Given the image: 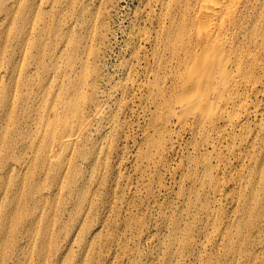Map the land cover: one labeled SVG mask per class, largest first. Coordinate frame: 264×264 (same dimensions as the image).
Returning a JSON list of instances; mask_svg holds the SVG:
<instances>
[{"label": "rangeland", "instance_id": "374dc122", "mask_svg": "<svg viewBox=\"0 0 264 264\" xmlns=\"http://www.w3.org/2000/svg\"><path fill=\"white\" fill-rule=\"evenodd\" d=\"M7 2L42 119H55L81 61L90 71L80 138L44 158L38 216L9 223L7 264H264V90L213 149L215 133L178 120L179 60L157 48L148 0Z\"/></svg>", "mask_w": 264, "mask_h": 264}, {"label": "bare ground", "instance_id": "6f19581e", "mask_svg": "<svg viewBox=\"0 0 264 264\" xmlns=\"http://www.w3.org/2000/svg\"><path fill=\"white\" fill-rule=\"evenodd\" d=\"M6 1L0 0L5 19L0 23V264L8 262L9 223L31 222L38 216V172L47 166L44 158L48 165L59 161L80 138L74 125L83 117L79 88L90 75L81 61L76 79H69L62 92L55 119H42V88L39 91L37 79L24 73L23 19L12 33L14 12ZM17 1L19 8L23 0ZM148 6L157 27L153 37L157 48L179 60L177 93L171 99L180 111L178 120L206 138L215 133L217 141L206 142L215 149L228 129L243 128L251 113H257L248 96L264 90V0H148ZM10 45L15 46L14 53L8 50ZM19 56L24 57L20 63ZM46 108L53 111L51 104ZM230 137L236 140L235 133ZM262 167L264 172V161Z\"/></svg>", "mask_w": 264, "mask_h": 264}]
</instances>
